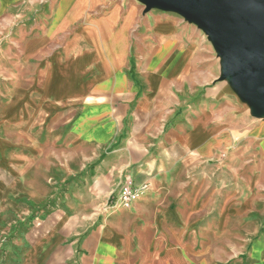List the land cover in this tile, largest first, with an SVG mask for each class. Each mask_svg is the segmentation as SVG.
I'll list each match as a JSON object with an SVG mask.
<instances>
[{
  "label": "crops",
  "instance_id": "0c3cea01",
  "mask_svg": "<svg viewBox=\"0 0 264 264\" xmlns=\"http://www.w3.org/2000/svg\"><path fill=\"white\" fill-rule=\"evenodd\" d=\"M97 6L75 0L77 14L53 30ZM157 7L135 41L134 8L122 21L117 7L89 21L79 38L87 84L65 100L44 87L53 61L67 60L47 53L36 81L50 37L25 43L23 58L36 61L30 85L19 76L0 85V264H264V234H234L226 205L211 213L198 191L230 152L235 109L264 110L225 75L198 23ZM130 179L149 187L114 205ZM170 190L180 193L168 202Z\"/></svg>",
  "mask_w": 264,
  "mask_h": 264
},
{
  "label": "rangeland",
  "instance_id": "374dc122",
  "mask_svg": "<svg viewBox=\"0 0 264 264\" xmlns=\"http://www.w3.org/2000/svg\"><path fill=\"white\" fill-rule=\"evenodd\" d=\"M74 1L0 0V85L12 86L16 76L30 85L31 64L36 65V61L23 58L25 43L33 37L49 35L50 41L43 46L40 55L43 57L47 53L52 56L58 55L67 61L62 62L57 58L53 61L47 73L44 92L52 90L57 97H63L62 99L65 100V96L72 93V90L79 85L84 76L82 72L86 70L88 53L85 50L80 52L83 45H80L79 38L82 34L81 30L91 19L105 15L112 8L117 7L120 10L119 20L122 21L128 10L134 8L135 14L129 34L135 41V38L140 37L144 32L145 18L149 14H162L157 6H150L143 0H98L97 8H89L64 29L53 30L67 11L70 10L63 19L64 23L71 15L77 14V8H70ZM146 8L153 9L145 14ZM175 15L183 24H188L182 16ZM191 26L198 28L197 25ZM29 44L26 46V55L30 52ZM135 49L136 46L133 45L132 55ZM44 63L46 57L39 61V75L36 81L41 79ZM80 83L82 87L87 84L83 81ZM232 121L236 133L230 152L214 160V178L202 191L199 188V196L212 199V205H209L211 213L220 212L223 205H226L225 212L228 216L226 223L233 228L236 227L232 230L234 234H241L246 230L248 233L258 231L260 236L264 234V116L256 118L250 109L236 108L232 114ZM69 127L71 128L72 125L60 127V135L63 129L67 133ZM10 140L14 144V138ZM133 183L136 185V180L133 179ZM236 185L240 188L235 191ZM136 186L140 187L141 184L138 183ZM170 191L172 194L167 191L168 202L180 191L186 196V192L190 193V188Z\"/></svg>",
  "mask_w": 264,
  "mask_h": 264
},
{
  "label": "water",
  "instance_id": "95a60500",
  "mask_svg": "<svg viewBox=\"0 0 264 264\" xmlns=\"http://www.w3.org/2000/svg\"><path fill=\"white\" fill-rule=\"evenodd\" d=\"M178 11L210 36L226 76L264 110V0H150Z\"/></svg>",
  "mask_w": 264,
  "mask_h": 264
},
{
  "label": "built area",
  "instance_id": "2783aa9c",
  "mask_svg": "<svg viewBox=\"0 0 264 264\" xmlns=\"http://www.w3.org/2000/svg\"><path fill=\"white\" fill-rule=\"evenodd\" d=\"M149 185L148 184H143L140 187L136 186L133 183V180H127L121 190L119 195L116 196L115 200L113 201L114 205H119V206H124V207H128L131 205V203L133 202V200L141 194V192L143 191V189L148 188Z\"/></svg>",
  "mask_w": 264,
  "mask_h": 264
}]
</instances>
